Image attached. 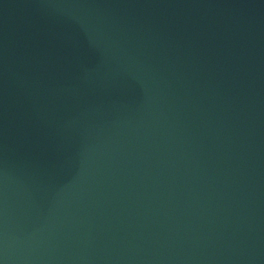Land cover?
Returning a JSON list of instances; mask_svg holds the SVG:
<instances>
[{
	"label": "water",
	"instance_id": "obj_1",
	"mask_svg": "<svg viewBox=\"0 0 264 264\" xmlns=\"http://www.w3.org/2000/svg\"><path fill=\"white\" fill-rule=\"evenodd\" d=\"M0 264H264V0H0Z\"/></svg>",
	"mask_w": 264,
	"mask_h": 264
}]
</instances>
